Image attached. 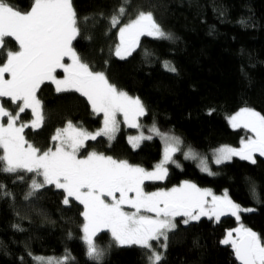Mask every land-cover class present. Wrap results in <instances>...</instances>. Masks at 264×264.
<instances>
[{
	"label": "trees",
	"instance_id": "1",
	"mask_svg": "<svg viewBox=\"0 0 264 264\" xmlns=\"http://www.w3.org/2000/svg\"><path fill=\"white\" fill-rule=\"evenodd\" d=\"M32 2L9 0L21 12L30 10ZM73 6L80 29L73 42L78 55L94 71L104 72L117 89L139 98L146 109L140 129L121 125L112 141L103 136L86 141L81 156L95 151L152 169L162 156L160 137L133 149L127 135L147 132L155 124L162 134L180 138L183 148L208 161L212 174L179 153L175 160L180 166L169 164L166 180L147 183L146 189L164 190L188 181L216 195L227 192L234 203L253 210L241 213L239 223L225 215L219 222L202 217L178 224L168 234L166 249L151 243L163 256L159 264H237L231 246L220 241L240 224L264 239V158L219 165L211 160L220 147L238 149L241 140L252 136L230 129L228 116L245 107L264 115V0H73ZM141 11L151 12L168 38L141 36L131 55L116 58L119 27ZM113 15L119 19L115 27ZM6 40L8 47H18ZM37 96L43 125L26 128L24 136L41 150L53 146L51 137L68 122L89 132L102 126L101 116L79 93H57L46 82ZM0 106L18 111L7 98H0ZM31 119L29 110L20 114V122ZM33 179L41 182L34 173L0 171V264H37L34 257L63 259L69 254L68 264H149V250L118 246L107 232L94 238L103 255L98 261L89 259L82 242V206L74 200L65 205L63 190L52 185L33 192Z\"/></svg>",
	"mask_w": 264,
	"mask_h": 264
},
{
	"label": "snow or ice",
	"instance_id": "2",
	"mask_svg": "<svg viewBox=\"0 0 264 264\" xmlns=\"http://www.w3.org/2000/svg\"><path fill=\"white\" fill-rule=\"evenodd\" d=\"M124 12L121 6L119 15ZM110 22L115 27L118 16L113 15ZM79 33L73 0H33L30 10L24 12L9 0H0V98H8L18 108L13 113L0 106V118H7L6 124L0 123V171L34 173L42 177V182L32 180L33 192L54 185L63 190L65 205L71 200L82 205L83 243L89 259L97 261L103 252L94 238L103 231L109 232L118 246L135 245L149 250V264H159L163 256L153 249L151 241L163 238L161 247L166 249L168 233L177 227L176 217H184L183 223L188 224L202 216L219 222L221 216L231 215L239 223V213L253 209L234 203L227 192L217 196L188 181L166 191H145V181L165 179L166 165L180 166L173 157L180 151L181 139L162 134L155 124L149 131L163 141V156L152 171L95 151L80 157L86 141L101 136L109 141L115 139L121 123L118 116L123 117L127 127L140 129L138 121L146 109L139 98L117 89L104 72L94 71L83 62L73 43ZM118 35L115 55L120 59L131 55L141 36L168 38L152 13L144 11L120 27ZM6 38H11L18 47H8ZM66 58L70 62L66 63ZM166 67L175 71L171 66ZM58 70L63 73L62 79L57 77ZM46 82L55 85L57 93L76 92L84 97L93 113L103 115L102 127L93 133L68 122L51 137L53 147L41 150L29 143L24 136L25 128L35 130L43 125L42 103L37 93ZM29 109L31 121L18 123L20 114ZM228 123L252 136L241 140L238 149L228 146L217 149L215 163L229 161L233 156L255 163V153L264 156V115L245 107L229 116ZM152 138L153 135L141 133L128 140L136 148L143 140ZM183 156L196 159L191 149ZM200 165L202 171L208 172L204 160ZM125 206L133 211H125ZM220 243L231 246L239 264H264V239L242 224L229 230ZM69 257L70 254L63 259H34L37 264H68Z\"/></svg>",
	"mask_w": 264,
	"mask_h": 264
},
{
	"label": "rangeland",
	"instance_id": "3",
	"mask_svg": "<svg viewBox=\"0 0 264 264\" xmlns=\"http://www.w3.org/2000/svg\"><path fill=\"white\" fill-rule=\"evenodd\" d=\"M120 27H122V26H120ZM119 27V28H120ZM118 34H119V29H118ZM11 39V38H10ZM118 44H119V35H118ZM116 56V55H115ZM129 56V55H128ZM128 56H126L124 59H126ZM116 58H118L117 56H116ZM118 59H120V58H118ZM65 62L67 63V62H70V61H67V58L65 59ZM58 72H61L62 73V71H60V70H58ZM57 72V73H58ZM57 77L58 78H63V73L61 74V75H58L57 74ZM6 78H7V75H6ZM53 85V84H52ZM53 87H54V89H55V85H53ZM8 99V98H7ZM91 107V106H90ZM29 111H30V109H29ZM30 113H31V111H30ZM236 113H234V114H232V115H235ZM97 115V114H96ZM99 116H101V119H102V122H103V115L102 114H100ZM231 116V115H230ZM229 117V116H228ZM228 117L226 118V122H227V124H228V126H229V128L230 129H232V130H238V129H243V128H236V129H234L229 123H228ZM141 118V117H140ZM140 118H139V120H140ZM118 120H120L121 121V123H120V128H121V125H123L124 127H126V128H129V127H127L126 125H124L123 124V117L122 116H118ZM31 121V120H30ZM139 122V121H138ZM0 123H4V124H6L7 123V118L6 117H4V118H0ZM18 123H20V120H18ZM65 127V126H64ZM102 127V126H101ZM152 126H149L148 128H146V130L145 131H147V132H144V131H141V132H139L138 134H136V135H127V137H126V141H127V143L130 145V147L131 148H133L132 147V145L129 143V140H128V138L130 137V136H138V135H140L141 133H143L145 136H148V135H153V137L155 136L154 134H152L150 131H149V129L151 128ZM30 128V127H29ZM26 129V128H25ZM120 130V129H119ZM243 130H245V129H243ZM96 132V131H95ZM94 133V132H93ZM250 133V132H249ZM251 135H252V133H250ZM144 141H146V140H143L142 142H144ZM142 142L139 144V146L142 144ZM161 143H162V156H163V141L161 140ZM138 146V147H139ZM53 147V146H52ZM138 147H136V148H133V149H137ZM189 149H185V148H183L182 147V145L180 146V151L179 152H177V153H175L174 154V157H173V159L175 160V156L177 155V154H179V153H181L182 154V156H183V153L184 152H186V151H188ZM195 153V155H196V159H187V160H189V161H192L195 165H196V167L200 170V171H202L201 170V165H200V161L201 160H204V162H205V166L208 168V172H204V171H202V172H204V173H211V169H210V167H209V164H208V161L206 160V159H204V158H202V157H200L196 152H194ZM87 155V154H86ZM86 155H84V156H81V154H80V157L81 158H84ZM162 156H161V159H162ZM255 156H260L259 155V153H255L254 154V157L253 158H255ZM260 157H262V158H264V156H260ZM183 158H184V156H183ZM160 159V160H161ZM215 159H216V155L212 158V163L213 164H215V165H219V164H217V163H215ZM234 159H238V160H241L239 157H237V156H233L232 158H231V160H229V161H225V162H223V163H226V162H230V161H232V160H234ZM159 160V161H160ZM159 161H158V163H159ZM244 161H248V160H244ZM248 162H250V161H248ZM157 164V163H156ZM155 164V165H156ZM171 164V163H170ZM220 164H222V163H220ZM169 165V164H168ZM168 165H166V167L168 168ZM154 168V167H153ZM153 168L152 169H146V170H148V171H152L153 170ZM167 177V176H166ZM166 177H165V179H163V180H157V181H145V184H144V188H145V191H148V192H152V191H160V190H148V189H146V187H145V185L147 184V183H156V182H164L165 180H166ZM40 181L42 182V177H40ZM185 182V181H184ZM183 182H181L180 184H182ZM179 184V185H180ZM179 185H176V186H174V187H178ZM52 186H54V185H52ZM55 187V186H54ZM56 188V187H55ZM171 188H173V187H171ZM171 188H168V189H171ZM168 189H164L165 191L166 190H168ZM200 189H205V188H200ZM207 190H209V191H211L214 195H216L211 189H208V188H206ZM119 194L117 193V196H118ZM217 196H223V195H217ZM209 201L211 200V197H208L207 198ZM78 203V202H77ZM82 206V205H81ZM82 208H83V206H82ZM125 211H133V209H130V208H128L127 206H125ZM243 212H250V211H242V212H240L239 213V216H240V214L241 213H243ZM146 215H152V214H150V213H145ZM229 216H231V215H229ZM202 217H204V218H207V219H209L208 217H205V216H202ZM201 217V218H202ZM222 217V216H221ZM185 218L184 217H176L175 218V223H176V225L178 226V224H181V225H187V224H184L183 223V220H184ZM212 220H214V221H216V219L215 218H212ZM191 222H196V221H190L189 223H191ZM188 223V224H189ZM177 228V227H176ZM175 228V229H176ZM174 231V230H173ZM103 232H107V231H103ZM172 232V231H171ZM107 233H109V232H107ZM170 233V232H169ZM168 233V234H169ZM99 234V233H98ZM110 234V233H109ZM110 236H111V234H110ZM82 242H83V232H82ZM153 241H151V243H152ZM155 243H157V244H159V246H161L163 243H164V241H163V238H161V240L160 241H154ZM85 245V244H84ZM127 246V245H126ZM130 246H135V245H130ZM124 247V246H123ZM138 247V246H137ZM162 248V250H163V247H161ZM158 252V251H157ZM158 253H160V252H158ZM161 254V253H160ZM45 258V257H44ZM52 258H55V257H52ZM59 259H62V258H59ZM35 260V259H34ZM36 261V260H35ZM37 262V261H36Z\"/></svg>",
	"mask_w": 264,
	"mask_h": 264
},
{
	"label": "water",
	"instance_id": "4",
	"mask_svg": "<svg viewBox=\"0 0 264 264\" xmlns=\"http://www.w3.org/2000/svg\"><path fill=\"white\" fill-rule=\"evenodd\" d=\"M234 260H235V262H236L237 264H239V262H238V261H236V259H235V255H234Z\"/></svg>",
	"mask_w": 264,
	"mask_h": 264
}]
</instances>
